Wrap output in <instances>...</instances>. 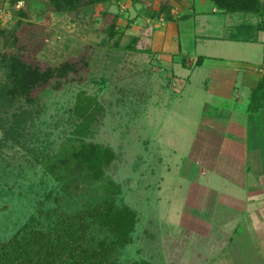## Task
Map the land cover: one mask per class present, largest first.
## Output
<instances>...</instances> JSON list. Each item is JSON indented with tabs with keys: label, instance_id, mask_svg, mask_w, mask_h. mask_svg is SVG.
Here are the masks:
<instances>
[{
	"label": "rangeland",
	"instance_id": "obj_1",
	"mask_svg": "<svg viewBox=\"0 0 264 264\" xmlns=\"http://www.w3.org/2000/svg\"><path fill=\"white\" fill-rule=\"evenodd\" d=\"M16 1L0 0V28L5 31L0 33V53L14 50L11 31L18 19L16 12L22 8L28 16L19 32L30 37V49H24L32 53L26 54L28 61L45 67L83 56L88 66L71 74L59 88L53 81L40 89L34 104H23L30 115L18 142L7 138L0 128V243L23 235L26 224L50 226L53 220L47 212L73 214L102 200L105 180L81 178L79 187H65L68 182L56 179L44 166L85 140L110 146L116 152V160L106 169V179L120 186L117 202L137 212L132 242L120 251L116 264H260L254 247L244 248L238 243L240 239L223 250L228 241L223 231L230 220L222 203L224 180L240 176L241 165L235 158L230 160L224 148L214 176L210 170L202 172L204 166L192 158L200 137L212 129L226 135L225 127L239 123L237 117L227 119V108L236 105L234 100L227 102L204 90L203 78L211 64L221 68L218 61L209 59L197 68L182 89L175 79L187 76L176 65L179 58L165 61L150 50L157 18L148 17L142 2L110 0L84 5L71 13H52L47 10V0ZM170 2L173 12L203 7L198 0ZM153 3L152 9H157L161 0ZM211 4L206 0L204 8ZM114 14H119L117 24L124 32L119 46L117 36L111 39L108 35ZM251 17L248 13L217 14L210 29L203 28L199 19L181 17L183 55L189 58L211 48L222 53L229 43L207 41L202 36L209 31L224 33L231 25L229 35L242 19ZM133 36L139 37L136 49L125 48ZM31 40L40 44L39 49ZM4 80L0 68V83ZM85 96L95 97L100 107L91 109L89 127L80 133L77 128L83 119L74 109L78 98ZM229 139L227 134V142ZM223 169H237L238 175L230 171L234 176L225 175ZM211 183L212 194L208 189ZM196 200L202 204L201 210L193 207ZM200 228L212 229V234L200 232Z\"/></svg>",
	"mask_w": 264,
	"mask_h": 264
},
{
	"label": "trees",
	"instance_id": "obj_2",
	"mask_svg": "<svg viewBox=\"0 0 264 264\" xmlns=\"http://www.w3.org/2000/svg\"><path fill=\"white\" fill-rule=\"evenodd\" d=\"M108 1L110 0H47L46 6L52 13H71L84 5ZM208 1L223 14L248 13L259 17L256 24H240L230 33V39L251 41L257 32L264 30V0ZM14 2L17 1L13 0ZM133 2H142L144 10L149 13V18L172 20L174 17L170 0H161L157 9H152L154 0ZM104 14L107 15V12ZM16 16L18 19L11 31L14 50L0 53V68L5 77L0 83V128L7 138L18 142L25 134L26 118L30 115V111L23 108V104H34L38 91L53 81L54 86L59 88L63 81L72 78L71 74H77L82 66H88V62L83 56L65 60L55 66L48 64L45 67L28 61L26 54L32 53L24 49L28 47L30 49V37L19 32L25 28L24 18L28 14L19 8ZM113 18L108 26V35L111 39L117 36L115 43L119 46L124 32L117 24L119 14H114ZM0 33L4 34L5 31L0 28ZM138 40V36H133L125 48L135 50ZM33 41L31 40L33 47L39 49L37 47H40V44ZM203 59V56H199L195 64L200 65ZM186 60L185 57L184 65ZM263 103L264 79L253 91L249 110H257ZM99 107L93 96L78 98L74 110L83 119L78 125V132L87 131L92 117L91 109L95 108L97 111ZM9 117L12 119L9 120ZM116 157L117 154L112 147L82 140L77 147L67 150L55 161L44 162L48 172L56 179L68 182L65 187L68 185L72 187L73 184H76L75 188L79 187L77 182L81 178L105 180L104 197L97 204L89 205L73 214H63L57 210L47 212L53 223L46 228L26 224L23 227L25 232L23 235H14L0 243V264H116V257L120 251L132 242L138 223L136 210L117 202L121 191L119 184L106 179V169Z\"/></svg>",
	"mask_w": 264,
	"mask_h": 264
},
{
	"label": "crops",
	"instance_id": "obj_3",
	"mask_svg": "<svg viewBox=\"0 0 264 264\" xmlns=\"http://www.w3.org/2000/svg\"><path fill=\"white\" fill-rule=\"evenodd\" d=\"M198 4L203 7L187 9L185 13L172 11L174 16L172 20L157 18L154 30L152 29L154 43L151 44L150 50L158 52L165 61L179 58L176 65L184 69L185 72H181L186 73L185 76H187V78L175 79L182 89L191 82L190 77L197 68L209 63V59L218 61L221 68L212 67L211 64L208 73L203 78L204 90L211 91V94H218L227 102L234 100L236 105L231 109L227 108L230 113L227 119L233 120L237 117L239 123H232L231 126L225 127L227 134L231 135L228 142L227 134L220 136L219 131H215V129L200 137L195 143L192 158L197 164L204 166L202 172L210 170L214 176L217 174L220 155L224 148L228 158L230 160L235 158L236 162L241 165L240 176L237 169L236 171L229 169L228 172L238 176L234 181L224 180L226 195L222 203L226 206L230 220L226 222L228 227H225L226 229L223 231L228 234V241L224 242L226 245L223 250L226 251L234 246L236 243L234 239H240L238 243L244 245V248L249 245L254 247L258 263L264 264V103L257 110H249L253 91L264 79V30L257 32L254 40L251 41L230 39V34L227 35V33L232 29L231 25L224 33L209 31L210 33L202 36L204 40L229 44L223 47L222 53H214L212 48L208 49L206 53H194L187 58L184 65L183 59L186 56L183 55L180 43L179 19L184 16L189 19L194 17V19H199L203 28L210 29L216 22L217 14L222 17L228 16V14L217 11L212 4V6L204 8L206 0H198ZM241 21H243L242 23L256 24L259 17L252 14L251 18H244ZM225 22H228L227 18ZM199 56H203L204 59L200 65H196ZM188 71H191L190 74ZM213 128L215 127L213 126ZM226 144L227 146H225ZM223 171H225L223 172L225 175L234 176L227 170L223 169ZM208 189L212 194L214 183L209 184ZM192 205L195 210H201L200 205L202 204L199 205L197 200ZM202 231L205 234H212V229L200 228V232Z\"/></svg>",
	"mask_w": 264,
	"mask_h": 264
},
{
	"label": "built area",
	"instance_id": "obj_4",
	"mask_svg": "<svg viewBox=\"0 0 264 264\" xmlns=\"http://www.w3.org/2000/svg\"><path fill=\"white\" fill-rule=\"evenodd\" d=\"M20 4L23 5V2H19V5H20Z\"/></svg>",
	"mask_w": 264,
	"mask_h": 264
}]
</instances>
